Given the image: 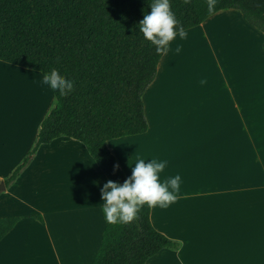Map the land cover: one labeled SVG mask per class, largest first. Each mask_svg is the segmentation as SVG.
Masks as SVG:
<instances>
[{
	"label": "crops",
	"instance_id": "1",
	"mask_svg": "<svg viewBox=\"0 0 264 264\" xmlns=\"http://www.w3.org/2000/svg\"><path fill=\"white\" fill-rule=\"evenodd\" d=\"M217 16L238 17L256 38L253 51L239 38L234 55L189 82L174 37L143 96L148 129L108 143L127 176L135 159L151 157L168 161L161 179L181 176L176 200L150 211L153 225L179 247L145 264H264V33L235 8L200 24ZM0 68L23 75L27 90L26 102L17 95L0 103L1 183L31 149L49 110L38 116L39 70L1 59ZM107 180L82 141L62 135L41 144L0 187V217L22 216L0 240V264H92L106 225L100 189Z\"/></svg>",
	"mask_w": 264,
	"mask_h": 264
},
{
	"label": "trees",
	"instance_id": "2",
	"mask_svg": "<svg viewBox=\"0 0 264 264\" xmlns=\"http://www.w3.org/2000/svg\"><path fill=\"white\" fill-rule=\"evenodd\" d=\"M170 6L184 29L235 8L264 33V0H170ZM145 11L147 0H0V59L44 74L55 70L74 81L64 95L52 90L54 104L31 149L4 178L7 186L41 144L62 135L82 141L108 180L122 183L128 177L108 143L148 129L143 96L165 52L139 32ZM150 211L141 205L129 222L104 216L92 264H145L163 248L177 249L179 241L153 225ZM21 218L0 217V240Z\"/></svg>",
	"mask_w": 264,
	"mask_h": 264
},
{
	"label": "clouds",
	"instance_id": "3",
	"mask_svg": "<svg viewBox=\"0 0 264 264\" xmlns=\"http://www.w3.org/2000/svg\"><path fill=\"white\" fill-rule=\"evenodd\" d=\"M150 11H145L138 22L139 32L155 46L156 51H167L174 37L185 38L187 33L176 19L170 0H147ZM180 51L176 44L172 49ZM42 88L58 91L61 95L73 89L74 81L55 70L46 73L40 82ZM168 161L165 159L137 158L129 166L131 174L122 183L107 180L100 189L102 211L109 222H129L137 215L141 205L167 207L176 200L181 183L180 173L160 178ZM118 167L114 165V169Z\"/></svg>",
	"mask_w": 264,
	"mask_h": 264
},
{
	"label": "rangeland",
	"instance_id": "4",
	"mask_svg": "<svg viewBox=\"0 0 264 264\" xmlns=\"http://www.w3.org/2000/svg\"><path fill=\"white\" fill-rule=\"evenodd\" d=\"M221 21L224 22L220 23ZM248 29L246 25L238 21L236 16H217L206 24L193 27V29L186 32L185 38L178 37L177 42L180 45V51L176 53L182 68H187L184 79L195 82L202 79L207 74L206 71L210 69L212 64L215 65L218 59L223 64L225 59L234 55V48L238 47L239 38H242L244 42L248 41L250 50L253 51L256 38L253 35L248 36ZM2 70L0 68V103H13L18 99L19 96L17 95H20L21 99L24 100V91L27 90L25 84L21 83L20 80L26 81V79L23 75L20 76L21 74L18 77L17 75L11 76L10 72ZM37 73L39 116L41 112H45L46 107L49 110L53 106L54 94L51 89L48 91L43 90L40 82L44 75L39 71ZM24 101L26 102V100Z\"/></svg>",
	"mask_w": 264,
	"mask_h": 264
},
{
	"label": "water",
	"instance_id": "5",
	"mask_svg": "<svg viewBox=\"0 0 264 264\" xmlns=\"http://www.w3.org/2000/svg\"><path fill=\"white\" fill-rule=\"evenodd\" d=\"M4 186H5V183L2 181V182L0 183V187L3 188Z\"/></svg>",
	"mask_w": 264,
	"mask_h": 264
},
{
	"label": "bare ground",
	"instance_id": "6",
	"mask_svg": "<svg viewBox=\"0 0 264 264\" xmlns=\"http://www.w3.org/2000/svg\"><path fill=\"white\" fill-rule=\"evenodd\" d=\"M3 71V70H2ZM20 87V86H19Z\"/></svg>",
	"mask_w": 264,
	"mask_h": 264
}]
</instances>
